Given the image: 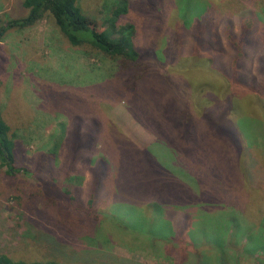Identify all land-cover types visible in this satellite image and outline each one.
<instances>
[{
  "label": "rangeland",
  "instance_id": "obj_1",
  "mask_svg": "<svg viewBox=\"0 0 264 264\" xmlns=\"http://www.w3.org/2000/svg\"><path fill=\"white\" fill-rule=\"evenodd\" d=\"M78 1L95 28L110 33L118 28L112 18L118 0ZM158 1L129 0L128 17L137 22L139 43L149 68L141 82L136 83L137 96L116 103L108 114L118 128L114 132L111 123L105 125L104 147L107 152L111 150V155L104 151L102 154L111 166L105 178L106 188L99 193L103 198L93 206L89 204V173L82 186L76 185L80 183L74 173L65 178L61 173V187L46 175L45 183L55 185L53 193L58 205L31 215L29 208L23 209L15 198H9L14 187L4 173L6 165L0 161V254L15 260L56 259L62 264H226L227 256L230 260L227 264H257L256 256L240 253V241L235 236L225 240V231L231 228V223L236 226L243 219L253 221L249 208L254 205L253 189L242 186L232 189L237 195L232 198L236 205L229 202L227 206L234 213L220 211L217 205L211 209L203 198L223 197L224 179L207 167L219 163L222 167L219 171L226 173L233 163L229 172H236L240 144L245 141L251 145V149L245 145L248 150L245 167L250 166L253 178L264 183V89L259 74L261 71L264 75V0H234V5L232 0H219L215 4L223 10L233 5L235 15L253 14L256 18H252L253 23H248L245 30V38L252 40L251 44L241 40L239 46H231L226 40L223 44L222 34L212 27V17L201 12L205 6L202 0H161L166 3L165 10L160 12ZM22 5L23 0H0V27L19 17ZM209 14L218 17L217 12ZM222 25L219 23L220 29ZM237 57L238 65H234ZM89 58L85 50L71 47L50 13L32 27H8L3 32L0 40L2 114L21 138L19 144L29 160L41 161L39 153H46L52 141L64 145V140H71L75 144L93 121L92 111L83 106L77 88L66 90L67 86L93 81L94 70L88 68L86 78L78 71L89 64ZM104 61L97 68L101 74L106 69H115V62ZM54 82L63 85V89L58 86L55 92H50L46 86ZM203 82L214 91L201 94L196 100L194 93L198 86L199 93H205ZM165 86L173 91L169 98ZM137 97L142 99L136 100ZM213 100H219L223 107H218V103L213 107ZM186 104L196 114L197 125L188 130L195 147L183 149V143L167 145L163 138L173 124L169 119L172 117L174 121ZM217 120L221 127L226 120L227 129L235 139L222 137L217 141V137L210 135L209 128ZM110 132L124 137L143 152L151 147L153 156L137 153L125 141L123 144L129 147L120 154ZM181 135L184 136L183 131ZM212 148L216 154H209ZM131 151L133 154H129ZM186 155L196 160L204 155L202 167L190 158L185 161ZM153 161L164 169L156 176L147 172ZM61 163L60 159L57 166ZM193 172H199L201 185L197 178L193 180ZM166 176L169 184L167 178L161 181ZM29 179L34 189L43 183L33 176ZM178 179L179 185L172 187ZM22 186L29 189L23 183ZM72 195H82L83 201L79 203L86 208L82 216L70 205ZM44 200L48 201L47 196H43ZM240 209L249 212L245 215L239 213ZM255 210L256 215L262 213L264 205ZM60 211L65 218L62 219ZM28 217L35 218L37 223L31 224Z\"/></svg>",
  "mask_w": 264,
  "mask_h": 264
},
{
  "label": "trees",
  "instance_id": "obj_2",
  "mask_svg": "<svg viewBox=\"0 0 264 264\" xmlns=\"http://www.w3.org/2000/svg\"><path fill=\"white\" fill-rule=\"evenodd\" d=\"M202 1L203 3L205 2V6L201 11L205 13L203 16L207 17L209 15V18L212 17L210 18V21L214 24L212 27L222 34L224 45L225 40L231 46H237L238 43L240 44L241 40L242 42L247 43V45L251 44L252 40L245 38L247 35L245 30L249 25L248 23H253L252 18L256 20L253 14H249L246 17L242 15H235L233 11L234 0H232V8L228 10H223L219 5V7L215 5L216 3L218 4L219 0ZM158 2L159 4H157V10L161 9L159 12L165 10L164 5L166 2L162 3L161 0ZM116 3L117 4L112 11V18L114 19L115 24H118V28L114 31V33H110L109 30L101 31L95 28L93 26L94 23L92 19L85 13L78 0H23L22 13L20 12L19 17L8 20L7 25L0 27L1 40L3 32L7 30L8 27H19L23 29L29 28L37 24V22L41 20L46 13H50L55 20V24L59 29V32L69 42L71 47H75L79 50L83 49L86 51L88 57H91L89 58V64L86 67H79L78 71H81L80 73L84 76L88 68L94 70L96 73L93 81H90V83L85 82V85H76L74 87L67 86L66 88V90L69 91L77 88L80 100L83 101V106L90 108L92 111L90 119L92 118L93 121L87 124L89 127H87L85 133L79 136L78 140L74 142L75 144H72L71 140H64V145H60L57 140L52 141L53 145L52 147L46 148V153H39L42 158L39 162L31 161L25 156L24 148L19 144V139L21 138H18V134L14 131L11 124L4 118L0 103V161L6 165L7 171L4 173L6 176L11 178L10 185L14 187L11 192L9 191V198H15L23 209L29 208L31 215H38L49 207H55L53 205L57 204V200L53 191L55 189V185L58 187L62 186L61 183H63V180L59 178L61 173H64V178L74 173L76 175V180L80 183L76 185L79 186H82L84 177L89 173L91 179V188L89 189L90 196L88 198L89 204L93 206L95 202L99 203L101 198H103L99 195V193L102 194L106 188L107 182L105 178L109 174V168L111 166L107 157H104L102 154V151H104L107 155L111 153V150H108L107 152L104 147L107 140V127L105 125H107L106 123H111V127L114 129V132H117L118 128L110 120L108 114L116 103L127 100V98L132 99V96H137L136 93H138V90L136 89V83H138V81L141 82L146 68H149V63L145 61L143 52L144 49L141 48L139 43V30H137V22L128 17L127 12L130 7L129 0H118ZM210 12H217L218 17L216 18L214 16H210ZM219 23H223L222 29H220L221 26H219ZM235 27H237V29ZM235 30H237L236 33ZM240 32H242V34ZM104 60L111 63L115 62L116 67L115 69H111L112 71H107L106 69L105 74H101V69L97 68L102 66V62H105ZM214 61H212V63ZM238 62L239 57L235 60L234 65H238ZM127 73L128 77H126ZM259 74L262 75L263 82H261V86L262 89H264V75L261 71ZM110 82L111 84L113 83L112 87L108 84ZM114 82L117 84L116 86H114ZM205 84L206 86H204ZM201 85L205 88V90L203 89L205 93H199L200 89L198 86V89H196L197 91L195 90L194 93L196 94V97L194 98L196 100L198 99L197 96L208 92L212 94L214 91L212 86L209 87V84L206 82H203ZM58 86L61 85L54 82V84L50 83L46 87L50 90V92H55ZM61 88L63 89V85ZM165 89L166 92L168 91L166 98L171 97L173 91L166 86ZM127 93H129V95L127 97H123L126 96ZM110 99H113V101L107 105L106 103H108ZM140 99H142V97L136 98V100ZM212 103L213 107L214 103H218V107H223L224 105H222L219 100H213ZM187 106L188 104L181 109V114L176 115L174 121H172L173 118L170 117L169 122H173V124L171 129L166 130L165 132L166 135L165 138H163L165 144L177 145L183 143V149H186V147L189 146L195 147L193 144L195 140L193 141L190 139L192 136L189 135L188 130H193L197 125L195 119L196 114L189 108V106ZM214 118H217V116ZM223 122L224 124L222 127L219 120L212 123L211 129L209 128L210 135L212 134V136L217 137V141H220L222 137L235 139V135L230 133V130L227 129L226 120ZM156 128H158L157 125ZM182 131L184 136L181 135ZM114 132H110L109 136L113 138V142L117 143L120 154L127 152L126 150L129 146L125 144H129L135 148L137 153H149L152 155L151 147H146L145 152H143L141 148H138L132 143L122 139L124 137L120 135L119 137L121 140L119 141V137ZM123 141H125V144H123ZM236 144L237 143L234 144V148L236 147ZM48 145L49 143H47V146ZM240 145L241 153L238 155V161L240 160V162L237 166L238 169L235 170L236 172H229L230 167L234 165L233 163L229 165L226 173L223 172V170L219 171V168H222L219 163H214L212 166L207 167V169H210V171L218 178L222 177L224 179L226 192L223 197L207 195L203 198V200L206 201L207 205L210 206L211 209L217 208V205L219 207L218 210L220 211L234 213V210L231 208L229 210V206H227L229 202L236 205L235 202L232 201V198H235L237 195L232 189L234 188L235 191L240 186L253 189L252 192L255 198L254 205L249 207L251 208L250 214L254 216L253 221L250 222L247 221V219H243L244 222L238 223L236 226H233L234 223H231V228H227L225 231V240L227 241L235 236L238 239V242L240 241V243H238L240 253L254 255L257 257V264H264V211L262 212L263 215L261 211L257 212L258 215H256L255 210L257 206L264 205V183L260 181L261 179L256 180V178H253L250 166L249 168L245 167V164L248 165V150L245 145H247L250 149L251 145L246 141ZM214 150L215 148H212L209 154H216V151ZM129 154H133L132 151ZM258 157L260 163L262 160L259 155ZM187 158L199 162L201 167L203 159L205 160L204 155L199 157L201 160H196L192 155L190 157L186 155L184 157L185 161ZM60 159L62 163L57 166ZM163 170L162 166H157L154 161L147 167V172L150 173V176H156ZM177 171L182 173L181 169H177ZM46 175H49V179L54 181L55 185L45 183L48 178ZM193 175H195L193 180L197 178V181L200 184L202 180L201 176H199V172L197 174H194L193 172ZM30 176L35 177L38 182L42 181V185L37 184L38 188L36 187L34 189L35 186H31L29 184ZM167 176L161 181L166 179ZM232 177H234V179H232ZM165 181L167 184L170 183L168 178ZM22 183L27 185L29 189L26 190V188L22 186ZM179 183L180 179H178L175 184L173 183L171 185L172 187H177ZM46 186H48V189H46ZM104 186L105 188H103ZM77 190L78 189H76V191ZM108 195L112 197V195ZM43 196H47L48 201H43ZM224 196L226 198H224ZM81 197L82 195H72L70 199V205L77 208V210H73L77 212L79 216H82L85 213L84 209L86 210V208L81 206L79 203V201H83V198ZM242 212L244 214L246 212L247 214L249 211L240 209L239 213ZM59 213L62 219L65 218L64 213L61 211ZM41 217H43V215ZM28 219L31 224L37 223L36 219L33 217H28ZM251 233L254 234V238H252ZM89 237L93 239L92 236ZM227 263H230L228 256L226 264ZM0 264L62 263L56 259L28 261L22 258L15 260L13 257L1 253Z\"/></svg>",
  "mask_w": 264,
  "mask_h": 264
}]
</instances>
